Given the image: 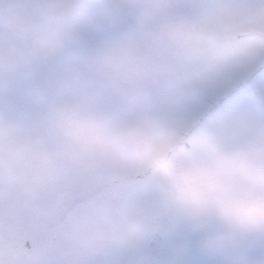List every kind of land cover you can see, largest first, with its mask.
Masks as SVG:
<instances>
[{
  "label": "snow or ice",
  "instance_id": "obj_1",
  "mask_svg": "<svg viewBox=\"0 0 264 264\" xmlns=\"http://www.w3.org/2000/svg\"><path fill=\"white\" fill-rule=\"evenodd\" d=\"M0 264H264V0L0 10Z\"/></svg>",
  "mask_w": 264,
  "mask_h": 264
},
{
  "label": "rangeland",
  "instance_id": "obj_2",
  "mask_svg": "<svg viewBox=\"0 0 264 264\" xmlns=\"http://www.w3.org/2000/svg\"><path fill=\"white\" fill-rule=\"evenodd\" d=\"M14 2L15 0H0V10H2L6 5Z\"/></svg>",
  "mask_w": 264,
  "mask_h": 264
}]
</instances>
